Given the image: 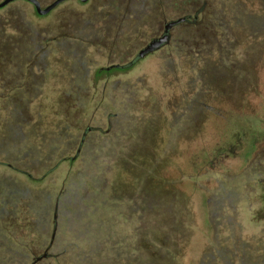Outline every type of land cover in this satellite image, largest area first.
Here are the masks:
<instances>
[{"label":"rangeland","instance_id":"374dc122","mask_svg":"<svg viewBox=\"0 0 264 264\" xmlns=\"http://www.w3.org/2000/svg\"><path fill=\"white\" fill-rule=\"evenodd\" d=\"M44 251L264 264V0L0 7V264Z\"/></svg>","mask_w":264,"mask_h":264},{"label":"water","instance_id":"95a60500","mask_svg":"<svg viewBox=\"0 0 264 264\" xmlns=\"http://www.w3.org/2000/svg\"><path fill=\"white\" fill-rule=\"evenodd\" d=\"M8 1H11V0H2V1H0V6H2L3 4L7 3ZM28 1H30V2L33 3V5H34V7H35V9H36V11H37V13H39V14H44V13L48 12V11H49V10H50V9L56 4V3H58V2L61 1V0H54L53 2L49 3L48 5H46V6L43 7V8L40 7V4H39L38 0H28ZM83 1H84V0H83ZM182 20H183V18L180 17V18H177V19H174V20L168 21V23L166 24L165 28L167 29L168 27H170V26H172V25H174V24H176V23H178V22H180V21H182ZM167 37H168L167 35H162L161 37H159V38H157V39H154V40L150 41V42L148 43V45L145 46V47L140 51V55L143 54V53H145V52H148V51H151V50H154V49L158 48V46H159L160 44H162L163 42H166V41H167ZM53 230H54V228H53ZM53 232H54V231H53ZM53 232H52V234H51V238H50V241H49V245H50L51 242H52ZM49 245H48V246H49ZM45 256H46V252L44 251L41 255L36 256V258H34L30 264H36V262H37L38 260H40L42 257H45Z\"/></svg>","mask_w":264,"mask_h":264},{"label":"flooded vegetation","instance_id":"af4514ba","mask_svg":"<svg viewBox=\"0 0 264 264\" xmlns=\"http://www.w3.org/2000/svg\"><path fill=\"white\" fill-rule=\"evenodd\" d=\"M2 1V0H1ZM12 1V0H11ZM28 1V0H27ZM54 1V0H53ZM53 1H51V2H53ZM66 0H61V1H59L58 3H56L48 12H50L56 5H58V4H60V3H62V2H65ZM78 1H81V2H86L87 0H78ZM8 2H10V1H8ZM7 2V3H8ZM28 2H30V1H28ZM38 2H39V0H38ZM50 2V3H51ZM7 3H5V4H3L2 6H4V5H6ZM31 4H32V6L34 7V5H33V3L32 2H30ZM39 4H40V7L41 8H43V7H45V6H42L41 5V3L39 2ZM49 4V3H48ZM47 4V5H48ZM2 6H0V7H2ZM34 9H35V7H34ZM35 12L37 13V11H36V9H35ZM48 12H46V13H44V14H39V13H37L38 15H45V14H47ZM180 18V17H179ZM183 18V20L185 21V19L186 18H184V17H182ZM177 19V18H176ZM172 20H174V19H172ZM182 20V21H183ZM169 21H171V20H169ZM168 23V21H166L165 23H164V25H163V28H162V31L159 33V35H156V36H153L143 47H141L139 50H138V52L136 53V57H135V59H138V58H141V57H143L144 55H147V54H149V53H151V52H153V51H155L156 49H158L159 47H161L163 44H166L167 42H168V40H169V30H170V28L173 26H170V27H168L167 29L165 28V26H166V24ZM177 24V23H176ZM175 25V24H174ZM162 35H167L168 37H167V41L166 42H163L162 44H160L159 46H158V48H156V49H154V50H151V51H148V52H145V53H143V54H141L140 55V51L145 47V46H147L148 45V43L150 42V41H152V40H154V39H157V38H159V37H161ZM132 62H134V61H131V63ZM111 66H114V67H117V66H119L118 64H111L110 66H105V67H103L105 70H108ZM101 69V68H100ZM46 252V251H45ZM47 252H46V256H47Z\"/></svg>","mask_w":264,"mask_h":264}]
</instances>
